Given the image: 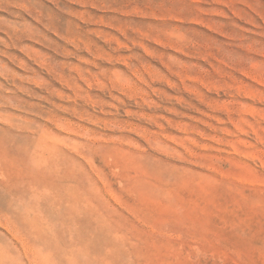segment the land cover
<instances>
[{
  "label": "rangeland",
  "instance_id": "obj_1",
  "mask_svg": "<svg viewBox=\"0 0 264 264\" xmlns=\"http://www.w3.org/2000/svg\"><path fill=\"white\" fill-rule=\"evenodd\" d=\"M0 264H264V0H0Z\"/></svg>",
  "mask_w": 264,
  "mask_h": 264
}]
</instances>
